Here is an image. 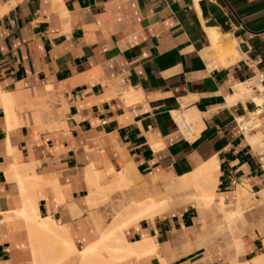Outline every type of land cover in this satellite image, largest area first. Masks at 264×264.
<instances>
[{
    "label": "crops",
    "instance_id": "1",
    "mask_svg": "<svg viewBox=\"0 0 264 264\" xmlns=\"http://www.w3.org/2000/svg\"><path fill=\"white\" fill-rule=\"evenodd\" d=\"M209 29L234 44L232 62L209 49ZM243 84L250 92L237 96ZM262 89L264 0H0V264H38L34 249L51 264H79L111 208L163 194L208 162L217 165L213 204L176 197L125 227L127 242L153 238L157 248L114 264H264V228L230 246L212 235L223 227L217 206L224 224L237 212L222 206H237L238 189L260 202L247 212L264 216L255 135L235 123L255 115ZM175 111L197 120L190 137ZM94 171L103 191L120 173L132 183L103 200L108 190L97 194L87 179ZM26 176L39 177L33 188ZM45 219L74 251L48 236Z\"/></svg>",
    "mask_w": 264,
    "mask_h": 264
},
{
    "label": "bare ground",
    "instance_id": "2",
    "mask_svg": "<svg viewBox=\"0 0 264 264\" xmlns=\"http://www.w3.org/2000/svg\"><path fill=\"white\" fill-rule=\"evenodd\" d=\"M207 33H208L209 41H210L209 49L214 50L215 52H217L222 57V59L226 58L227 62H232L236 58V56L238 54L236 48L234 47V44L231 43L233 45L232 46L231 44H228L229 43L228 42L226 46H223L222 35L220 33H217V31L215 29H209L207 31ZM237 89H239V92H240L237 96L244 95V93L247 94L248 91L250 90L249 86L248 85L246 86L245 84L240 85ZM263 101H264L263 97H261V96L256 99L257 105H261ZM173 114H174V117H175L176 121L178 122V124L180 125L181 128L183 126V121L186 120L189 123V125L191 126V131H194L195 124H193L194 123L193 118L189 117L190 114H186V113L181 114L178 111H175ZM185 133H187L186 134L187 137L191 136V134H190L191 132H185ZM255 136H257V138H258V134H256ZM216 168H217V165L215 163H212V162L201 164L200 166H198L190 174L184 175V176L176 179L171 185L166 186L163 194H157L155 196H149L145 200H142V201H139V202H137L135 200H130L131 202L129 203L128 206H126L127 208H124L125 211L117 213L114 216V219H112V221L109 222L108 226L99 233V237L96 239V241H94L90 246H88L82 252H80L79 264H114V263L122 261L124 259L131 258L132 255L134 253H136V252L137 253L138 252H142L144 254L145 253H147V254L154 253L155 250H156V243L153 240V238H146L145 237V238H142L139 241H135V242L130 243V242L126 241V239H125V237L123 235V229L125 227L129 226V225H132L134 223L139 222L142 218L148 217L150 215L153 216L154 214H158L159 212L167 209L169 205L172 206L173 204H175V202H174L175 199H176V203H177V200H178L179 197H180V199L178 200V202H184V201L193 199V200H196L199 205H202V206L209 205V203L215 197V192H214V184L215 183H214V180H213V176H214ZM90 171H91V169H90ZM96 172L95 171L93 173L91 172L92 174H90V172H89L90 176L88 175L87 179H88V182H89L90 186H92L93 188L98 189L97 194H99L100 192L103 191V188H101V186L98 185V181L101 178L100 177L101 174H99V172H98V174H99L98 175ZM87 173H88V171H87ZM102 177H103V175H102ZM120 177L122 179L121 183L126 182L127 175L125 174V172L124 173H120ZM38 178L39 177H35V176L34 177L26 176L23 179V182H26L28 184L23 183V185H27V187L29 189L33 188L31 184H34L35 180L37 182ZM19 179L21 180V178H19ZM19 179H18V181H20ZM20 183H21V181H20ZM121 183L120 184H116L115 186H120ZM112 187H107L105 189L106 190H112V189H114ZM105 189H104V191H105ZM238 190H237V192H235L236 193L235 194L236 195L235 199H236L237 207H240L241 205H244V204H250L249 201L252 200V196L250 194H248L247 191H245L244 189H241L239 191ZM97 194L95 193V195H97ZM172 197H175V198L171 199ZM176 197H178V198H176ZM27 203H29L31 205V201L30 200ZM218 203H219V201H218ZM253 203H252V206H256V205L260 204L259 201H255V200L253 201ZM29 204H28V206H29ZM220 206H221V204L219 205V209L221 208ZM31 207L30 208L27 207L28 208L27 211H29V209H31L32 210L31 212L21 211V212H24L23 214H25V213L27 214V218L28 219H31L29 217H31L33 215L32 213H34V211L32 209L33 207L32 208ZM122 211H123V209H122ZM30 213H31V216L28 215ZM224 214L226 216H228L227 219L229 220V217L231 216L232 212L231 211H227ZM35 216L34 215L32 216V220H34V219L37 220L36 218H38V217L36 216V218H35ZM47 220H50V219H47ZM47 220L45 219V220H42V222L41 221H39V222L41 224H43V221L45 222ZM48 222L47 223L45 222L46 226H48V224H50V222L52 224L51 220L48 221ZM43 226H45V225H42V227ZM46 226H45V230H46L45 233H47L50 229H52L53 233L51 231H49V233H47V234H50V232H51V234L48 235V236L51 239L54 238L53 240H58V238L60 236H58V234H56V231H54L58 227L53 225V226H51L52 228L48 227L50 229H47ZM38 227L41 228L42 232H44V227L42 228L41 225L39 226V224H38ZM53 227H54V229H53ZM58 229H59V232L63 231L62 228H60V227ZM59 232H57V233H59ZM63 233H65V232H61L59 234L60 235H64ZM55 236H56V238H55ZM30 237H32V236H30ZM65 237H66L65 238V240H66L67 236H65ZM37 238H38V236H37ZM34 239H36V238H34ZM30 240H31V238H30ZM36 240H38V239H36ZM68 240L69 239H67V241ZM57 242H59V243H57V245L59 244L58 247H60L61 249L62 248L63 249H65V248L69 249V251H67L65 249L67 251V253L74 251V249L69 248L66 245L68 242L66 243V241L63 242V241H59V240ZM60 242H62L61 245H63L65 243V248L63 246H60ZM32 243H35V242H33L31 240V244ZM47 246H48V244H47ZM235 246L237 248H241V245L239 243H235ZM70 247H71V245H70ZM60 248H59V250H60ZM33 249H34V247H33ZM34 251H35L36 255H39L38 256L39 258L37 256H35V257L38 258L37 260L39 262H37L35 260L38 264H43V263L45 264L46 261H48V262H46L47 264L48 263L51 264L50 260H46L44 257H43V259H41L42 257L40 258V256H42V255L39 254V253L38 254L36 253L37 249H34ZM104 251H106L108 253V258H107L106 261L104 260V256L102 255V253ZM63 252H64V250H63ZM63 252H61V254ZM64 255L67 256L66 253ZM68 255H70V254H68ZM65 256H63V257H65ZM44 259L46 261H44ZM57 259H61V258L57 257ZM40 260H42V261H40ZM59 264H60V262H59Z\"/></svg>",
    "mask_w": 264,
    "mask_h": 264
},
{
    "label": "rangeland",
    "instance_id": "3",
    "mask_svg": "<svg viewBox=\"0 0 264 264\" xmlns=\"http://www.w3.org/2000/svg\"><path fill=\"white\" fill-rule=\"evenodd\" d=\"M250 92V90L248 91V93ZM247 93V94H248ZM194 120V123L193 124H195L196 123V119H193ZM192 120V121H193ZM257 136H255V138H254V140H253V144L254 143H257ZM126 181H128V180H126ZM124 183H126V182H124ZM131 181L130 182H128L127 184H124V185H122L123 183H121V185L120 186H116V187H113L114 189H112V190H108V192H104V193H102L101 195H100V197H101V199H103V200H107L108 199V197H109V194L111 193V192H114L115 190H116V188H120V192H122V189L123 188H129L130 187V185H131ZM229 200H231V201H233L232 199H229ZM196 201V200H195ZM253 201H254V199L252 198V200L251 201H249L250 202V204H246V205H241L240 207H238V209H237V206L235 205V204H230V206H222V208L223 209H227V210H237V212L236 213H232L231 214V216L229 217V220L227 219L228 218V216H226L225 215V219H226V223L224 224L223 222H222V215H223V213L221 212V210H219L218 209V206H217V209H216V212L218 213V214H220V217H221V221H220V225L221 226H223V227H220V228H217L216 230H215V232L213 231V233H212V235L213 236H217V235H220V236H229L230 238L228 239V245L230 246V245H232V244H234L233 242H234V240H235V235L236 234H238V235H241L242 233H244L245 232V230L246 229H248V228H253V227H257V228H264V216L263 215H260L258 212H257V210L256 209H254V210H250V211H248L247 212V209H249L250 207H252L251 205H252V203H253ZM196 203H197V205H198V207H199V209H205V208H209L210 207V205L211 204H213V202L211 201L210 203H209V205H206L205 207L204 206H201V205H199L198 204V202L196 201ZM255 203V202H254ZM253 203V204H254ZM127 208V207H126ZM112 209V212L113 213H115V215L117 214V213H119V212H124L125 210L123 209V211H122V209H120V210H118L117 212H114V208H111ZM247 214V216H245ZM114 215V216H115ZM126 216V215H125ZM112 219H114V217L112 218ZM234 219V220H233ZM233 220V222H231ZM112 221V220H111ZM110 221V222H111ZM231 222V223H230ZM223 228V229H222ZM229 228V229H228ZM222 233V234H221ZM156 248H157V244H156ZM102 255L104 256V260L106 261L107 260V258H108V253L106 252V251H104L103 253H102ZM142 255V256H141ZM145 255H148L147 253H142V252H136V253H134L133 255H132V257H137V258H140V257H143V256H145ZM140 256V257H139Z\"/></svg>",
    "mask_w": 264,
    "mask_h": 264
},
{
    "label": "built area",
    "instance_id": "4",
    "mask_svg": "<svg viewBox=\"0 0 264 264\" xmlns=\"http://www.w3.org/2000/svg\"><path fill=\"white\" fill-rule=\"evenodd\" d=\"M257 95L263 97L264 100V89L258 90ZM258 110L255 112V115L249 120L245 121L242 118L235 119V123L238 129L243 134L253 133V135L258 134L257 143H250V148L253 151L254 156L264 174V101L261 105L258 106ZM176 120V119H175ZM180 131L186 136L185 132L191 131V126L189 123L184 120L182 128L178 125ZM190 133V134H191Z\"/></svg>",
    "mask_w": 264,
    "mask_h": 264
}]
</instances>
